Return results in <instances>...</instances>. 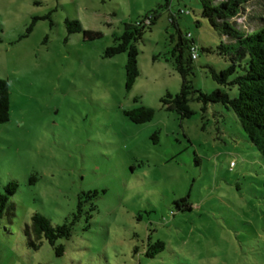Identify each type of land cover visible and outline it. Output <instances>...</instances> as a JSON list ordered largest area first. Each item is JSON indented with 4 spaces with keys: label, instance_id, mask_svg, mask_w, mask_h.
Wrapping results in <instances>:
<instances>
[{
    "label": "rangeland",
    "instance_id": "rangeland-1",
    "mask_svg": "<svg viewBox=\"0 0 264 264\" xmlns=\"http://www.w3.org/2000/svg\"><path fill=\"white\" fill-rule=\"evenodd\" d=\"M148 14L158 19L137 43L140 76L128 89L127 54L105 52ZM172 15L199 48L189 79L212 93L209 66L229 63L199 0H0V79L11 106L0 125V193L19 185L16 216L0 224V264H264L259 150L222 104L203 111L191 101L195 114L181 119L161 102L182 87L167 61L179 36ZM67 20L102 36L70 34ZM142 106L155 117L136 124L126 112ZM79 198L85 214L57 242L64 254L45 239L31 249L32 216L63 224ZM149 237L164 250L149 256Z\"/></svg>",
    "mask_w": 264,
    "mask_h": 264
},
{
    "label": "trees",
    "instance_id": "trees-1",
    "mask_svg": "<svg viewBox=\"0 0 264 264\" xmlns=\"http://www.w3.org/2000/svg\"><path fill=\"white\" fill-rule=\"evenodd\" d=\"M202 7V17L206 19L212 29L220 36L221 42L217 52L228 63V67L217 71L209 66L213 80L219 85L212 93H204L194 87L189 77L193 74L194 62L199 58V48L191 35H184L179 27L177 18L172 15L170 22L179 34L177 43L167 59L173 64L176 72L181 75V91L172 95L167 93L161 102L163 106L177 113L181 119L191 118L195 112L190 106L191 101L203 105V111L210 104H222L237 117L248 140L259 150L264 158V0H199ZM181 13V12H180ZM158 14L146 15L136 23L125 24L124 31L115 38V44L106 49L105 57L112 58L126 53L127 88L130 89L140 76L139 49L140 42L146 31L152 30L156 24ZM70 34L82 33L85 39L94 40L102 35L99 32L85 30L77 20H67ZM252 27V28H251ZM32 30V26L28 32ZM198 58H193V50ZM213 52L212 49H202ZM129 119L136 124L150 122L155 117V110L142 106L126 112ZM11 116L10 85L0 79V125L7 123ZM19 185L11 182L5 187V193H0V224L4 219L13 222L15 205L10 197L15 195ZM88 198L96 199L98 192H89ZM186 201V200H184ZM86 202L79 198L77 212L63 224L53 225L51 220L41 213L32 216V224L27 227L28 246L38 251L45 239L56 250L57 256L65 252L64 245H57L62 239H70L75 223L85 214ZM97 210L92 201L86 221L89 222L91 212ZM149 251L153 256L164 250L165 244L158 240L152 242L149 237Z\"/></svg>",
    "mask_w": 264,
    "mask_h": 264
},
{
    "label": "built area",
    "instance_id": "built-area-1",
    "mask_svg": "<svg viewBox=\"0 0 264 264\" xmlns=\"http://www.w3.org/2000/svg\"><path fill=\"white\" fill-rule=\"evenodd\" d=\"M193 58L194 59L198 58V53H197V51L195 49L193 50ZM232 165H233V163H232Z\"/></svg>",
    "mask_w": 264,
    "mask_h": 264
}]
</instances>
